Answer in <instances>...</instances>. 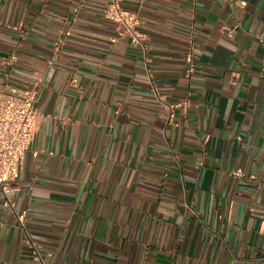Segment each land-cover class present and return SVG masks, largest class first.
I'll return each instance as SVG.
<instances>
[{"label": "crops", "instance_id": "0c3cea01", "mask_svg": "<svg viewBox=\"0 0 264 264\" xmlns=\"http://www.w3.org/2000/svg\"><path fill=\"white\" fill-rule=\"evenodd\" d=\"M108 2L0 0V88L38 84L39 115L0 264H38L28 238L44 264H264V0H123L143 47Z\"/></svg>", "mask_w": 264, "mask_h": 264}, {"label": "built area", "instance_id": "2783aa9c", "mask_svg": "<svg viewBox=\"0 0 264 264\" xmlns=\"http://www.w3.org/2000/svg\"><path fill=\"white\" fill-rule=\"evenodd\" d=\"M122 2L123 0H109L102 12L103 18L115 25L116 35L111 41L127 37L132 45L143 47L145 35L139 30L141 20L136 12L125 8ZM14 59V56H10L9 61ZM184 61L185 76L189 77L194 66L190 51L185 54ZM37 94L38 84L24 91L0 88V193L3 208L11 209L21 225L25 213L18 214L14 210L10 193L14 191L24 154L30 150L38 130L39 115L34 107ZM171 108L172 106H169L168 121L177 126L178 123L172 120ZM35 154L36 152H33V155ZM28 243L31 245L33 259L38 264H44L38 246L32 244L30 238Z\"/></svg>", "mask_w": 264, "mask_h": 264}]
</instances>
